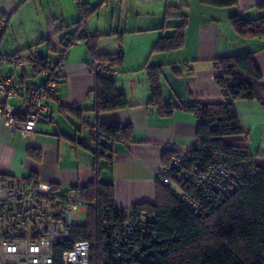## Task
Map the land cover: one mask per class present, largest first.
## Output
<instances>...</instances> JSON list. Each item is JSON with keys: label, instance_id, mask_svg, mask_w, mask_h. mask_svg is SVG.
Listing matches in <instances>:
<instances>
[{"label": "crops", "instance_id": "0c3cea01", "mask_svg": "<svg viewBox=\"0 0 264 264\" xmlns=\"http://www.w3.org/2000/svg\"><path fill=\"white\" fill-rule=\"evenodd\" d=\"M30 1L0 0L1 20L9 14L5 25L0 21V27L4 26L0 53L28 58V48L39 44V54L54 58V47L58 49L66 33L81 26L79 0H33L36 12L39 14L41 8L45 16V25L36 28L32 35L20 36L16 32L14 41H9L11 18ZM81 1L90 12L83 28L93 37L96 54L124 52L123 60L113 68L118 72L117 85L125 90L130 105L100 114L95 111L92 90L96 76L89 69L94 54L86 41L72 46L56 99L47 102L33 137L12 129L0 105V175L24 179L35 175L44 186L62 189L80 186L84 198L93 182L111 183L114 203L119 207L154 203L164 154L173 148L197 145V116L182 107L196 102H226L216 81V59L251 53L264 75V37H243L230 22L235 14L246 18L264 16V0H240L238 5L227 8L205 5L200 0ZM168 7L175 9L167 13ZM182 14L188 15L183 46L158 51L157 42L162 36L173 34ZM150 67L160 68L163 100L175 107L171 113L151 102ZM0 72L4 77L13 75L14 79L24 75L26 82L37 86L47 79L46 74L36 73L31 66L22 68L6 63ZM3 101L16 112L26 113L30 108L25 91L8 99L1 95L0 103ZM235 105L243 133L224 137L223 141L246 148L254 155H264V110L253 100L237 101ZM75 107L86 112L90 126L119 122L132 127L128 139H102L112 163L104 158L98 160L90 150L91 133L81 131L79 118L70 111Z\"/></svg>", "mask_w": 264, "mask_h": 264}, {"label": "trees", "instance_id": "16d2710c", "mask_svg": "<svg viewBox=\"0 0 264 264\" xmlns=\"http://www.w3.org/2000/svg\"><path fill=\"white\" fill-rule=\"evenodd\" d=\"M200 1L205 5L227 8L238 5L240 0ZM85 5L86 3L79 0L82 18L78 25L81 26L72 33H66L58 49L54 47L56 52L54 58L39 54L36 51L39 44L28 48L31 53L26 58L29 62L28 66H31L36 73H44L43 64H48L50 61L56 62L64 51L69 53L71 47L78 41H86L94 54V60L101 61L109 69L115 70L113 68L115 63H120L123 60V51L113 54H96L94 39L83 28L90 14ZM167 9V13H169L175 7ZM230 22L234 30L243 37H264V16L246 18L241 14H235L230 17ZM187 24L188 15L182 14V21L174 28L173 34L162 36L156 44V49L170 51L182 47ZM51 45L53 47V44ZM0 55L4 54L0 53ZM11 55L23 57L19 54ZM216 67L219 70L216 81L224 92L226 102L221 104L196 102L182 108L193 111L197 116V145L189 147L192 162L207 165L215 154H224L226 164L233 177L231 193L223 196L217 195L212 201L203 200L204 203L195 213V209L188 206L181 196H178L180 190L192 195L195 187L177 184L178 187L172 189L170 186L164 185L158 175L156 201L131 206L135 212L145 211L148 214H154L153 227L150 229L149 224L144 222L138 229L139 231L135 233L132 242L124 244L126 250L131 248L127 253L121 252L120 259L115 260L114 256L109 257L115 253V247L111 244L110 249L104 248L105 239L102 226L96 225L95 211L90 207L87 215L88 220L83 224H70V239L55 246L54 264H65L63 252L72 249L78 240H89L92 243V264H264V155H254L246 148L228 145L223 141L224 137L243 133L235 105L237 101L253 100L264 110V75L251 53L219 57L216 59ZM159 69V67L149 68L151 102L164 109L166 113H171L175 107L163 100ZM60 73L62 76L56 77L57 88L54 96L44 102L46 110L47 102L56 99L58 88L64 79V68ZM8 76L14 79L13 75ZM95 76L96 85L92 93L96 102L95 111L98 114L124 109L130 105L125 90L117 85L118 75L116 78L105 77L101 73L95 74ZM19 77L26 80L24 75ZM46 78V82L38 87L48 85L51 77L46 74ZM32 84L34 83L25 81L26 86ZM22 91L26 92L30 108L26 113L15 111L14 117L17 121L23 122L27 120L34 105L27 88H22L16 95ZM6 98L7 96H5ZM7 104V101L0 103L2 110H5ZM45 111H42L39 116ZM70 111L79 118L81 131H86L83 127V115L86 112L77 107L71 108ZM97 126L100 130V137L96 144L90 134L93 141L90 150L98 160L104 158L107 162L112 163V156L108 153V147L102 139L108 141L128 139L132 127L119 122L97 124ZM174 153L173 148L164 154L163 169L169 165L170 158ZM30 178H37V176L32 175ZM51 187L53 190H62L54 185ZM76 187L80 189V186ZM87 189L86 198L83 197L80 189L81 195L88 202L97 201V214L100 220L103 219L107 211L111 212V218L121 215L116 213L122 207L114 203L113 184L96 181Z\"/></svg>", "mask_w": 264, "mask_h": 264}, {"label": "built area", "instance_id": "2783aa9c", "mask_svg": "<svg viewBox=\"0 0 264 264\" xmlns=\"http://www.w3.org/2000/svg\"><path fill=\"white\" fill-rule=\"evenodd\" d=\"M68 54L64 51L56 62L43 64L44 73L51 77L46 87L35 84L26 86L23 77L14 80L11 76L4 77L0 73V95L10 98L22 88H27L34 105L27 120L23 122L14 117V107L6 105V122L12 129H20L25 136L35 135L38 117L46 110L44 102L54 96L56 77L62 76L60 72L65 67ZM6 63L19 67L29 64L25 57L0 55V65ZM90 70L105 77L116 78L118 75L99 60L93 61ZM83 122L84 130L91 132L97 144L100 137L98 126H90L86 114L83 115ZM174 151L169 165L159 174V180L172 189L178 187L177 184L195 187L192 195L178 191V196L194 208L195 213L204 203L203 200L212 201L217 195L231 193L233 177L224 154H215L212 161L204 165L192 162L189 147L174 148ZM90 207L94 208L96 225L102 226L104 248L110 249L111 244L115 247V253L109 255L114 256L115 260L120 259L121 252L129 251L131 247L126 250L124 244L132 242L144 222L149 224L150 229L153 227L154 214L135 212L132 207L118 210L116 213L121 215L117 218H111V212L107 211L100 220L97 201L88 202L83 199L76 186L58 191L51 186H44L37 178L0 175V264H54L55 246L71 237L68 213L86 211L88 215ZM91 251L92 243L89 240H78L72 249L63 252V261L65 264H92Z\"/></svg>", "mask_w": 264, "mask_h": 264}, {"label": "rangeland", "instance_id": "374dc122", "mask_svg": "<svg viewBox=\"0 0 264 264\" xmlns=\"http://www.w3.org/2000/svg\"><path fill=\"white\" fill-rule=\"evenodd\" d=\"M37 5H39V2L37 3ZM5 15H6L5 19H2V20L0 16V21H2L1 23L2 25H5V22L9 17L8 13ZM44 22H45V16L43 12L41 11V8L38 14L36 12V7L34 6L33 0H31L23 10H20L17 14H15L11 18V22H10L11 26H9L10 29L8 31V36L11 37L9 38V41L10 40L14 41L15 38L13 37V35H16L15 34L16 32L20 33V36L27 34V33L32 35L33 33H35L36 28H39L40 26L45 25ZM2 25L0 27V33L4 29L3 28L4 26ZM5 39L7 40V37ZM3 54L5 53L3 52ZM65 188H67V186H65ZM67 217H68L69 224H72V225L83 224L88 220L86 211H81V212L71 211L68 213Z\"/></svg>", "mask_w": 264, "mask_h": 264}]
</instances>
